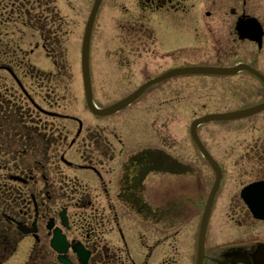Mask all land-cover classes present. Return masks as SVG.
Here are the masks:
<instances>
[{
  "label": "flooded vegetation",
  "instance_id": "1",
  "mask_svg": "<svg viewBox=\"0 0 264 264\" xmlns=\"http://www.w3.org/2000/svg\"><path fill=\"white\" fill-rule=\"evenodd\" d=\"M189 8L188 0H136L134 17L102 50L111 60L108 77L129 85L134 59L155 53V15L177 25L173 48L163 53L181 57ZM70 22L59 0H0V264H188L182 216L172 214L168 191L154 200L147 185L154 175L149 153H169L138 149L126 128L131 121L116 118L130 106L97 116L85 95L94 118L69 113ZM202 28L211 34L212 65L230 70L213 75L221 91L212 98L213 112L238 114L212 122L227 130L225 156L212 153L223 173L215 204L226 191L231 212L227 242L207 247L206 263L264 264V219L250 210L254 200L242 196L246 187H264V0H198L194 43L209 40ZM91 87L97 108L114 103L97 101L101 87L93 75Z\"/></svg>",
  "mask_w": 264,
  "mask_h": 264
},
{
  "label": "rangeland",
  "instance_id": "2",
  "mask_svg": "<svg viewBox=\"0 0 264 264\" xmlns=\"http://www.w3.org/2000/svg\"><path fill=\"white\" fill-rule=\"evenodd\" d=\"M59 2L63 13L74 20V23H69L72 24L71 28L74 24V33L68 40V46L66 45L69 48L72 61L69 62L71 65H67L65 70L73 73L72 86L70 85L69 91L75 98L69 113L90 120L94 117L88 115L85 106V92L81 78V42L94 0H59ZM188 8L192 16L187 18L186 30H183L186 33L185 53L179 58L173 55L166 57L163 52L173 48L172 33L177 25L171 17L155 15L152 22L155 26L158 46H155L154 54L144 55L141 59H134L133 79L127 85V83L124 84L123 78L108 77L107 70L110 64L108 61L111 60L107 58L106 53V57H104L102 50L111 46L121 33L118 26L116 27L115 20L122 17L127 19L134 17L136 0H104L91 46V71L96 84L99 88L101 87V90L98 91L97 101L102 105L111 104L126 97L129 92L135 90L145 81L161 75L171 68L212 65L210 53L212 38L211 34L207 32V28H202V31L209 40L203 43H194L195 40H198V38L195 39L198 36V0H188ZM201 17L204 21H210L207 16H200L199 18L201 19ZM127 30L129 31V29ZM67 50H62V53ZM41 64L44 68L47 63L42 61ZM146 66L148 69L143 71L142 68ZM215 78L206 75H186L169 79L150 89L132 106L116 115V118L131 121V125L126 126V128L131 136L136 134L137 137L134 140L137 142L138 149L148 145L162 149L175 157L177 161H181L190 167V173L187 175H152L147 182L150 187L154 185L151 189L154 192V200L163 197L164 190L168 191L169 196H166L165 199H171L172 214L182 216V221H184L182 225L187 229L185 245L191 254L188 264H193L196 257V236L199 233L206 198L214 180L213 171L191 138V124L198 117L209 114L216 109L212 98L215 96L216 90L217 96L220 97L221 91L213 86L212 82ZM221 86L222 83L218 84L217 87L220 88ZM165 100L167 101L165 102ZM161 103L165 105L160 106ZM204 104L207 105L204 106ZM141 125L143 126L140 128ZM225 125L223 123H208L199 128L200 136L208 149L220 158L225 156L222 152L226 148V141L221 139L227 132ZM151 129L156 134L153 135ZM157 134L159 135L158 139L156 138ZM225 193L226 191L220 193L216 207H214L208 233L209 250L227 242L226 230L228 226L225 224V218L231 210L226 207V203L223 201Z\"/></svg>",
  "mask_w": 264,
  "mask_h": 264
},
{
  "label": "water",
  "instance_id": "3",
  "mask_svg": "<svg viewBox=\"0 0 264 264\" xmlns=\"http://www.w3.org/2000/svg\"><path fill=\"white\" fill-rule=\"evenodd\" d=\"M102 1L103 0H96V2H95L94 8L92 10V13H91L88 25H87V29H86L85 37H84V44H83V69H84V74H85V79H86L88 103H89V106L91 107V109L95 113H97L99 115H108V114L114 113V112L124 108L125 106L129 105L130 103H132L139 96H141L147 88H149L153 84H156V83H158L164 79H167L169 77L176 76V75H183V74H212V73L216 72L215 71L216 69H214L212 67H205V66L185 67V68H179L176 70H172L171 72H169L166 75H163L162 77H159V78H156L154 80L149 81L143 87H141L136 93L129 96L128 98H126L122 102H119L118 104H116L112 107H109L107 109H104V110L97 109L94 106V103L92 100V94L90 91L89 63H90V42H91V37H92V30L94 27V23H95L98 11H99L100 6L102 4ZM218 117H221V116L208 115V116H205L201 119H197L196 121H194V123L192 125V129H191L192 137H193L195 144L200 149V151L204 154V156L211 162L213 168L217 171L216 185L214 186V188L210 194L209 200H208L206 208H205L204 216H203V222H202L201 234H200V242H199V255H198L197 264H204L205 239H206L208 223H209V219H210V215H211V211H212V207H213V203H214V198H215L216 193L219 189L220 181H221V171H220L217 163L211 158L208 151L204 147L201 139L199 138L198 126L200 124L208 122L212 119H216ZM252 209L256 215L259 214L258 213L259 208L252 207ZM257 216H261V215H257Z\"/></svg>",
  "mask_w": 264,
  "mask_h": 264
},
{
  "label": "trees",
  "instance_id": "4",
  "mask_svg": "<svg viewBox=\"0 0 264 264\" xmlns=\"http://www.w3.org/2000/svg\"><path fill=\"white\" fill-rule=\"evenodd\" d=\"M146 154L143 153V155ZM150 161L153 164L151 171L153 172H170L175 174H182L190 172V169L181 162L175 160L171 156H164L163 154L149 153ZM165 163L164 165L162 163ZM141 179V177H139Z\"/></svg>",
  "mask_w": 264,
  "mask_h": 264
}]
</instances>
